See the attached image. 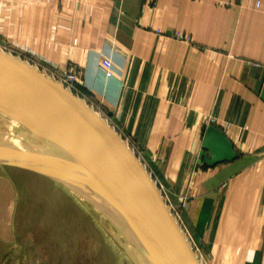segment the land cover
<instances>
[{
  "label": "crops",
  "instance_id": "crops-1",
  "mask_svg": "<svg viewBox=\"0 0 264 264\" xmlns=\"http://www.w3.org/2000/svg\"><path fill=\"white\" fill-rule=\"evenodd\" d=\"M0 49L75 73L72 91L138 157L201 264H264V0H0ZM208 126L231 158L203 147Z\"/></svg>",
  "mask_w": 264,
  "mask_h": 264
},
{
  "label": "water",
  "instance_id": "water-1",
  "mask_svg": "<svg viewBox=\"0 0 264 264\" xmlns=\"http://www.w3.org/2000/svg\"><path fill=\"white\" fill-rule=\"evenodd\" d=\"M203 147L214 159L232 156L213 126ZM0 149L23 155L62 183L142 264H201L156 183L114 128L73 91L1 49Z\"/></svg>",
  "mask_w": 264,
  "mask_h": 264
},
{
  "label": "rangeland",
  "instance_id": "rangeland-1",
  "mask_svg": "<svg viewBox=\"0 0 264 264\" xmlns=\"http://www.w3.org/2000/svg\"><path fill=\"white\" fill-rule=\"evenodd\" d=\"M98 218L36 164L0 149V264H137Z\"/></svg>",
  "mask_w": 264,
  "mask_h": 264
},
{
  "label": "built area",
  "instance_id": "built-area-1",
  "mask_svg": "<svg viewBox=\"0 0 264 264\" xmlns=\"http://www.w3.org/2000/svg\"><path fill=\"white\" fill-rule=\"evenodd\" d=\"M157 32L160 33L159 31H157ZM176 36L179 38L178 35H176ZM73 44L76 45V41H73ZM100 64H101V66H102V68H103V70L107 76L113 75L115 68L113 67L110 60L102 58ZM59 74L60 75L55 80L60 82L62 85H64L66 88H68L69 90L72 91V86L76 81L75 73L73 71H71L69 68H67L66 66H62V67H59ZM213 121H214V119L212 117H208V119H206V122L208 124H211ZM175 217L176 218L178 217L177 213H176ZM177 219L179 220V217Z\"/></svg>",
  "mask_w": 264,
  "mask_h": 264
},
{
  "label": "bare ground",
  "instance_id": "bare-ground-1",
  "mask_svg": "<svg viewBox=\"0 0 264 264\" xmlns=\"http://www.w3.org/2000/svg\"><path fill=\"white\" fill-rule=\"evenodd\" d=\"M40 169V168H39ZM65 188V187H64ZM77 197V196H76ZM88 206V205H87ZM93 210V209H92ZM93 213L96 214V216L99 217V215H97V213L93 210ZM100 218V217H99ZM98 218V219H99ZM99 224H100V227H101V230H103L102 232H106L105 234L109 236V238L111 237V234H112V230L109 228V226H107L106 228H104V221L100 218L99 220ZM128 245V244H126ZM130 249H132V247L130 245H128ZM133 250V249H132ZM135 258H137V262L138 264H142L139 259H138V255L136 254Z\"/></svg>",
  "mask_w": 264,
  "mask_h": 264
}]
</instances>
